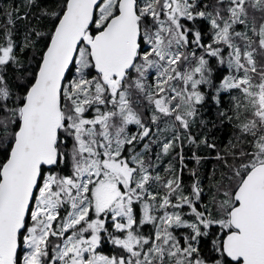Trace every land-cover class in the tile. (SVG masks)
I'll use <instances>...</instances> for the list:
<instances>
[{
	"label": "snow or ice",
	"instance_id": "obj_1",
	"mask_svg": "<svg viewBox=\"0 0 264 264\" xmlns=\"http://www.w3.org/2000/svg\"><path fill=\"white\" fill-rule=\"evenodd\" d=\"M0 264H264V0H0Z\"/></svg>",
	"mask_w": 264,
	"mask_h": 264
}]
</instances>
